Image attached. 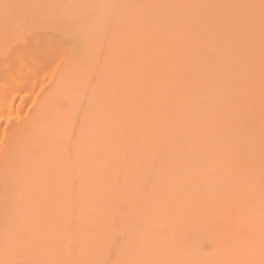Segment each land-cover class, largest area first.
Segmentation results:
<instances>
[{
    "label": "bare ground",
    "instance_id": "bare-ground-1",
    "mask_svg": "<svg viewBox=\"0 0 264 264\" xmlns=\"http://www.w3.org/2000/svg\"><path fill=\"white\" fill-rule=\"evenodd\" d=\"M262 262V0H0V264Z\"/></svg>",
    "mask_w": 264,
    "mask_h": 264
},
{
    "label": "snow or ice",
    "instance_id": "snow-or-ice-1",
    "mask_svg": "<svg viewBox=\"0 0 264 264\" xmlns=\"http://www.w3.org/2000/svg\"><path fill=\"white\" fill-rule=\"evenodd\" d=\"M262 6H264V0H262ZM27 54L41 59L47 57L59 58L61 56V53H59L54 47L43 43L38 47L32 48L31 51ZM262 264H264V262H262Z\"/></svg>",
    "mask_w": 264,
    "mask_h": 264
}]
</instances>
